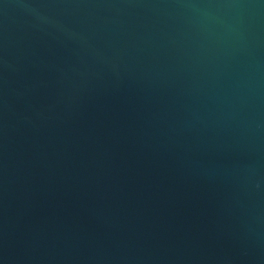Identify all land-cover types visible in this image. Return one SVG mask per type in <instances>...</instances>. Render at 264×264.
Instances as JSON below:
<instances>
[{
    "label": "water",
    "instance_id": "95a60500",
    "mask_svg": "<svg viewBox=\"0 0 264 264\" xmlns=\"http://www.w3.org/2000/svg\"><path fill=\"white\" fill-rule=\"evenodd\" d=\"M0 264H264V0H0Z\"/></svg>",
    "mask_w": 264,
    "mask_h": 264
}]
</instances>
